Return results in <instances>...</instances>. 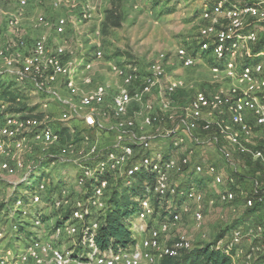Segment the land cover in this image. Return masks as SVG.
Returning a JSON list of instances; mask_svg holds the SVG:
<instances>
[{
    "label": "built area",
    "instance_id": "1",
    "mask_svg": "<svg viewBox=\"0 0 264 264\" xmlns=\"http://www.w3.org/2000/svg\"><path fill=\"white\" fill-rule=\"evenodd\" d=\"M15 1L17 11L22 15L32 4L39 5L43 0ZM200 2L203 5L200 18L205 24L196 37L195 55L186 46L177 47L172 53H159L150 62L146 73L134 63L119 65L111 62V71L116 76L113 84H95L89 74L93 60L104 56L100 48L94 52L93 60L85 57L73 60L70 57L74 51L68 49L66 41L52 47L45 35L36 36L31 46L24 36L7 45L10 55L6 62L17 80H29L38 90L56 99L64 109L58 115L47 111L36 116L11 111L15 103L0 99V170L8 174L24 171L21 182L28 183L33 173L26 169L25 162V152L31 150L29 142H37L45 152L57 147L58 155L47 153L42 160L50 164L65 161L67 155L78 152L77 148L81 147L79 157L73 162L79 169L76 183L84 188L87 199L71 201L65 197L66 190H62L63 195L55 204L67 205L70 214L55 227L53 235H78L80 243L87 245L88 250L75 256L51 240L41 241L33 237L21 248H11L4 245L7 233L0 228V264H162L165 257L179 256L192 249L185 233L178 232L170 242L167 237L178 227L182 212L189 211L190 202L196 205L194 218L197 224H202L203 194L195 185L180 187L173 177L186 171V167L192 166L197 173L204 172L205 168L201 163L192 165L188 156L177 158L155 150L153 142L170 138L173 147L179 148L185 141L184 136L188 135L200 143L193 131L195 123H200L205 132H214L211 141L220 147L227 161L232 159L233 153L250 155L259 161L264 178V149L253 148L247 142L254 133L250 118L264 138V50L253 51V45L259 39V28L264 24V0ZM62 4V0L54 2L56 8ZM35 21L37 25L47 23L43 14L37 15ZM68 25L66 16H57L53 24L55 33L64 35ZM199 53H208L206 56L215 61L212 71L223 73L232 84L226 91L196 92L181 107L183 117L179 123L164 127L161 111L148 100V96L156 90L162 92L173 56L182 67L191 68L200 60ZM183 87L184 81L180 78H172L166 85L160 109L168 113L170 120L175 119V95ZM20 101L18 97L16 102ZM139 115H142L141 121ZM51 122L66 125L71 140L62 142V135L55 128L57 124ZM109 137L113 138L108 146L103 147L102 138ZM206 171L218 184L232 182L227 181L214 165ZM144 175L142 195L137 198L136 222H132L134 229L130 228L135 243L117 251L100 250L96 235L107 207L109 191L120 180L124 186L132 187ZM48 189L49 181L42 180L30 190L27 199L17 196L13 204L15 211L25 216L26 208L40 202ZM254 191L257 201L263 202L264 188L257 183ZM176 198L184 202L156 222L160 203ZM235 198L233 190L225 189L218 193L216 201L231 203ZM214 201L211 199L210 202ZM253 202L249 198L246 204L251 206ZM95 210L101 212L96 215ZM35 223H39L38 219ZM13 228L19 231V224L14 222ZM245 235L244 228L238 227L232 232L228 245L223 243L217 247L230 253ZM262 248L257 245L253 250Z\"/></svg>",
    "mask_w": 264,
    "mask_h": 264
},
{
    "label": "rangeland",
    "instance_id": "2",
    "mask_svg": "<svg viewBox=\"0 0 264 264\" xmlns=\"http://www.w3.org/2000/svg\"><path fill=\"white\" fill-rule=\"evenodd\" d=\"M114 0H62L60 7H55V0H43L39 5L32 4L22 15L17 11L15 0H0V76L3 81H15V91L22 99L21 104L26 108L19 110L20 105H13L11 111H22L30 115L40 116L49 111L51 115H58L64 107L56 99L45 92L38 90L29 80L18 81L9 68L6 60L10 53L6 50L7 45L24 36L31 46L36 36L45 35L52 47L60 41L65 42L69 50L74 51L70 58L81 60L82 58L94 59V52L97 48L103 51V58L94 59L93 75L96 72V81L113 84L116 76L111 71L110 63L119 65L134 63L141 71L146 73L150 62L159 53H172L177 47L190 45L195 48V40L201 27L205 24L200 18L202 3L200 0H115L124 11V21L121 27L111 28L103 31L105 11L111 7ZM43 14L46 17V24H38L35 21L37 15ZM66 16L69 25L64 35H57L54 30V22L57 16ZM263 29L259 28V35ZM3 52V53H2ZM200 60L191 68H184L176 57L173 56L168 64V74L163 80V90L154 91L148 100L153 102L155 107L162 113V124L164 127L171 126L168 113L160 109L162 98L165 96L166 85L172 78H180L184 81V87L177 95L176 109L173 114L175 119H181V107L187 103L198 91L219 92L226 91L232 84V80L225 77L223 73L215 74L212 67L215 64L210 56L197 55ZM95 70V72H94ZM90 71V73H91ZM1 80V81H2ZM142 115L138 116L141 121ZM57 124V128L67 138L68 127L64 124ZM65 130H67L65 132ZM151 130V129H147ZM194 133L200 143H197L190 136L185 135V141L179 148H174L170 138H161L153 142V148L160 150L166 155H173L177 158L188 156L191 164L201 163L205 168L202 173L195 172L191 166L183 173L173 177V181L182 188L195 185L203 194V221L198 225L194 218L196 205L190 202L189 211L182 212L181 222L173 229L167 239L170 242L178 232L185 233L190 239L193 247H198L216 240L218 235L232 227L233 223L242 217L245 210V197L250 193L253 186V179L239 173L237 185H241L244 194H240L237 200L231 203H220L216 201L220 191L230 189L227 182L218 184L212 174L207 173L210 165L224 174L228 181L233 169L226 166L225 159L217 145L211 141L213 133H204L200 123L193 125ZM112 136V135H111ZM110 138H102L103 147L108 146ZM30 151L25 152L26 169L33 171L30 182L23 184L24 171H17L8 174L0 170V228L7 233L4 245L11 248H21L31 237L35 239L51 240L60 246L64 251L72 255H80L88 250V246L80 243L77 236L63 235L55 237L53 231L58 221H65L69 218L67 205L57 206L55 203L62 197V190L65 189V197L74 201L79 198L87 199L84 188L76 183L79 172L73 162L79 157L78 152L66 156L65 161H57L54 164L42 162L47 153L58 155L57 147H51L46 152L42 150L37 142L31 141L28 144ZM247 164L239 163L238 166ZM227 167V168H225ZM241 167V166H240ZM42 180L49 181V189L46 196L38 203L27 207L25 216L20 211H15L14 201L17 196L29 197L30 188H34ZM135 185V184H134ZM133 185V186H134ZM137 186V185H136ZM211 199L215 200L211 203ZM184 202L181 198L170 199L168 202H161L158 208V222L164 215L176 210ZM67 208V209H66ZM101 212L95 210L96 215ZM259 215L258 221L244 222L240 227L244 228L246 235L236 245L235 264H251L264 255V217ZM135 214L127 218V226L134 229L136 222ZM38 219L39 223H35ZM19 224V231H15L13 223ZM230 228L223 240L217 245L229 241L232 236ZM235 229V228H234ZM261 245L262 250H253L254 246ZM251 254V257H249Z\"/></svg>",
    "mask_w": 264,
    "mask_h": 264
},
{
    "label": "trees",
    "instance_id": "3",
    "mask_svg": "<svg viewBox=\"0 0 264 264\" xmlns=\"http://www.w3.org/2000/svg\"><path fill=\"white\" fill-rule=\"evenodd\" d=\"M117 1H113V4L110 8L105 11V19L103 21V31H108L111 28H118L121 27L124 21V11L122 10L119 4H116ZM263 33L259 35L258 41L253 45V51L259 52L264 50V24L262 25ZM188 49L193 50V54H196L197 51V39L195 40V48L191 49L190 45L187 46ZM208 53H203L202 56H206ZM215 63V62H214ZM2 76V75H0ZM0 77V99H5L8 101H12L15 105H20V102H16V99L19 94L15 91L14 86L16 85L15 81H1ZM180 92L178 91L175 95V99H177V95ZM21 98V97H20ZM26 108V105L23 103L18 108L19 110ZM42 116V115H40ZM161 113V118L162 117ZM183 116V114H182ZM181 119L171 120L170 125L168 127L175 126L179 123ZM67 130H65L66 132ZM203 131V130H202ZM81 130H79V133ZM204 133H214L213 131L205 132ZM61 133V132H60ZM62 135V142H67L71 140V136L67 131V138L63 137ZM197 134V133H195ZM197 136V135H196ZM48 161V160H47ZM257 161V160H256ZM259 163V161H257ZM261 168V167H260ZM187 170V167L184 168ZM238 176V174L234 173ZM145 177H139L132 187H126L121 183V180L118 181L117 185L112 187L108 193L107 198V207L104 211L103 216L100 220V226L96 235V243L100 250L104 251L107 249H113L117 251L120 248H128L135 243V239L132 236V232L130 231L129 227L127 226V218L130 215L136 213V206H137V198L142 195V179ZM239 177V176H238ZM258 183L261 185V181L264 180L262 177L256 179ZM25 184V183H23ZM26 185V184H25ZM137 185V186H136ZM229 187L233 190L236 194V198L232 201H236L238 195H240V188L239 185L236 183H229ZM34 189L31 186L30 190ZM252 198L254 200L251 206L246 204L247 199ZM70 214V209L68 211ZM263 215L264 217V201L259 202L257 201V195L254 190H251L250 193L245 197V210L242 214V217L236 220L232 227H229L226 231L220 233L215 241L211 243H207L202 246L193 247L190 250L183 251L179 256L170 257L167 256L162 260V264H235L233 260L234 250L236 249V245L232 247L230 253L225 252L223 248H218L217 243L227 235L230 228H233L234 231L236 228L240 227L239 225L255 220L258 221V216ZM264 220V219H263ZM63 221H58V225L62 224ZM235 228V229H234ZM231 240L224 243V246L228 245ZM251 264H264V255L259 259H256Z\"/></svg>",
    "mask_w": 264,
    "mask_h": 264
},
{
    "label": "crops",
    "instance_id": "4",
    "mask_svg": "<svg viewBox=\"0 0 264 264\" xmlns=\"http://www.w3.org/2000/svg\"><path fill=\"white\" fill-rule=\"evenodd\" d=\"M94 72H95V70H94ZM89 74L93 77L95 84L101 83V82L96 81V78H97L95 75L96 72L93 75V70H92L91 73H89ZM249 122L251 123V125H253L254 133L248 139V141H247L248 145L253 147V148L264 149V138H263L262 132L260 131V129H258V127L254 126V121L252 120V118L249 119ZM147 131H151V130H147ZM109 138L111 140L113 137H109ZM106 139H108V138H105V140ZM224 147H225V145H224ZM218 148L220 150V147H218ZM241 160L243 162H247V164L244 165L242 163V165H240L241 167L238 166L239 163H241ZM225 163H226L227 167L230 166L233 169V171H232L233 174L229 175V177H228L229 181L232 180V182H230V183H234V184L236 183L237 184L238 176L235 175L234 173H236L238 175L240 173L242 176L246 175L247 177L249 176L250 179H253V186H252L251 190H254L257 183H258V181L256 179L260 178V177H262V179H263L261 168H260L261 167L260 162L258 163L250 155H240L238 153H233L232 159L230 161H227L225 159ZM227 167H225V168H227ZM223 176L225 177V172H224ZM261 187L264 188V180L261 181ZM239 188H240V193L244 194V191L242 190L241 185H239ZM248 223H250V222H248ZM235 252H236V249L234 250V255H233L234 262H235V256H238Z\"/></svg>",
    "mask_w": 264,
    "mask_h": 264
}]
</instances>
